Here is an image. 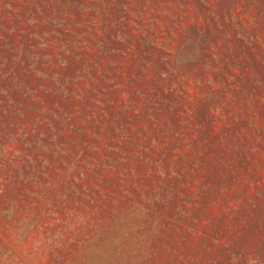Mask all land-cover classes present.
Instances as JSON below:
<instances>
[{
	"label": "rangeland",
	"instance_id": "374dc122",
	"mask_svg": "<svg viewBox=\"0 0 264 264\" xmlns=\"http://www.w3.org/2000/svg\"><path fill=\"white\" fill-rule=\"evenodd\" d=\"M0 264H264V0H0Z\"/></svg>",
	"mask_w": 264,
	"mask_h": 264
}]
</instances>
